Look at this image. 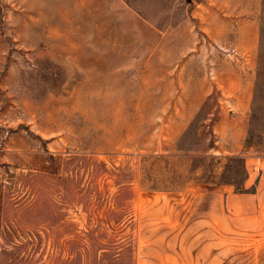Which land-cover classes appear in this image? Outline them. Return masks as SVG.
<instances>
[{"label": "rangeland", "instance_id": "374dc122", "mask_svg": "<svg viewBox=\"0 0 264 264\" xmlns=\"http://www.w3.org/2000/svg\"><path fill=\"white\" fill-rule=\"evenodd\" d=\"M83 2L64 24L0 0V264H198L203 242L260 240L255 196L210 217L197 197L255 192L264 0Z\"/></svg>", "mask_w": 264, "mask_h": 264}, {"label": "crops", "instance_id": "0c3cea01", "mask_svg": "<svg viewBox=\"0 0 264 264\" xmlns=\"http://www.w3.org/2000/svg\"><path fill=\"white\" fill-rule=\"evenodd\" d=\"M76 0H50V7L52 9L56 8L58 10L59 16L58 20H61L64 24L68 23L70 20L69 15L73 10V3ZM93 0H84L83 6L86 8L91 5ZM254 24L250 22H245L241 28L239 34V40L243 42L258 41L259 36L257 29H250ZM256 30V33H254ZM60 37V35H58ZM67 37H65L66 40ZM244 51H241L243 53ZM255 49H247L244 52L247 58H255ZM67 57V56H66ZM254 84L242 82L240 86V92L232 93L233 102H229V105H240L244 106V109H248L250 103L252 102ZM228 102V101H227ZM247 165L249 162H255V179H253L252 174L245 180V188L251 190L253 186L256 187L255 192H237L234 184L231 183H221L216 182L213 184L206 183L201 184L204 192L200 194L198 198V203L201 206V213L208 214L209 217L215 212H223L225 214L226 210L231 208L234 204H239V200L247 196L256 197V212H257V223L258 229L257 233L260 236V240L255 243H244L236 248H233V244L229 243H213V242H203L201 245L195 249L199 251L198 264H234L237 259H233L231 251L233 249H240L244 251H251L241 257L242 264H264V155L258 156L255 160L252 158H247ZM205 215V214H204ZM262 239V240H261ZM229 251V253H227ZM255 251V253H254ZM241 256V255H240Z\"/></svg>", "mask_w": 264, "mask_h": 264}, {"label": "trees", "instance_id": "16d2710c", "mask_svg": "<svg viewBox=\"0 0 264 264\" xmlns=\"http://www.w3.org/2000/svg\"><path fill=\"white\" fill-rule=\"evenodd\" d=\"M216 183V182H215ZM232 184V183H231Z\"/></svg>", "mask_w": 264, "mask_h": 264}]
</instances>
